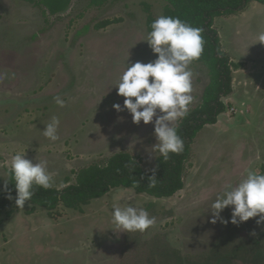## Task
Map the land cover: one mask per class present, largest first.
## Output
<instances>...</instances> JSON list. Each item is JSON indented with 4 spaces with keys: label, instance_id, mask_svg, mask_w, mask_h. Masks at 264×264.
<instances>
[{
    "label": "rangeland",
    "instance_id": "374dc122",
    "mask_svg": "<svg viewBox=\"0 0 264 264\" xmlns=\"http://www.w3.org/2000/svg\"><path fill=\"white\" fill-rule=\"evenodd\" d=\"M91 1L72 0L51 14L44 4L0 0V75L6 74L0 79V188L16 153L25 152L33 163L46 161L52 187L59 189L76 182V170L119 151L141 156L145 170L157 165L154 123L135 124L126 109L113 108L125 99L114 85L128 64L158 57L146 41L147 17L162 16L166 1ZM107 18L120 21L95 28ZM214 25L223 49L242 65L233 71V92L223 97L227 110L192 144L184 188L158 198L117 187L84 211L60 204L54 215L40 205L29 214L33 204L26 201L0 220V264H164L159 254L165 248L202 260L254 238L264 248L258 217L233 224L229 206L220 213L227 223L211 222L217 194L236 186L248 170L264 174V43L257 41L264 33V3L252 0L238 12L217 16ZM189 68L191 109L202 103L210 73L202 62ZM57 95L64 107L56 104ZM53 117L60 121L56 141L43 135ZM129 204L146 209L155 224L143 233L114 230V206Z\"/></svg>",
    "mask_w": 264,
    "mask_h": 264
},
{
    "label": "trees",
    "instance_id": "16d2710c",
    "mask_svg": "<svg viewBox=\"0 0 264 264\" xmlns=\"http://www.w3.org/2000/svg\"><path fill=\"white\" fill-rule=\"evenodd\" d=\"M36 6L46 5L51 14H59L66 10L72 0H25ZM163 16L179 17L192 27L202 29L204 50L195 62H202L209 68L210 82L203 93L200 105L189 109L186 117L178 123V135L184 141L181 153H170L169 159L164 160L159 154L157 165L153 169L156 175L155 187H149V176L153 170H145L142 157L129 151H119L107 157L104 161L94 162L75 171L76 182L64 188L51 187L44 189L34 186V195L30 199L33 204L27 212L29 214L40 205L51 215L60 204L80 211L95 198H99L117 187L133 188L137 193H147L158 198L176 195L185 186L186 164L191 156L192 144L207 124L218 122L219 115L225 112L228 104L223 97L233 92V71L242 64L231 59V56L221 45L218 29L214 19L220 15H227L246 8L252 0H165ZM264 3V0H256ZM105 0H92V4H103ZM149 10V8L147 7ZM150 11V10H149ZM156 17L148 12L147 26L151 31V24ZM118 18H107L96 25V29L105 28L119 22ZM88 27H86L87 29ZM7 188H0V220L3 215L11 216L15 212V181L10 170L8 172ZM11 195L12 199H9ZM153 204L148 205L151 207ZM11 206V207H10ZM10 207V208H9ZM160 258L173 259L172 264H233L242 261L247 264H263L264 248L259 238H254L250 245H240L225 252L214 251L202 260L185 258L178 250L165 248ZM164 264L169 263V259ZM171 264V262L169 263Z\"/></svg>",
    "mask_w": 264,
    "mask_h": 264
},
{
    "label": "clouds",
    "instance_id": "9594fccd",
    "mask_svg": "<svg viewBox=\"0 0 264 264\" xmlns=\"http://www.w3.org/2000/svg\"><path fill=\"white\" fill-rule=\"evenodd\" d=\"M201 33V28L192 27L179 17L159 16L152 22L146 39L152 52L158 54V57L148 63L137 61L131 66L128 64L114 85L117 87V94L125 99L123 106L115 103L113 108L118 112L126 109L135 124L141 121L144 124L154 123L157 142L153 149L164 160L169 159L170 153L179 154L184 149V141L177 131L179 125L175 122L188 115L189 105L193 101L192 72L189 65L203 53L204 39ZM257 41L264 43V33L259 34ZM4 75H0V79ZM54 99L58 106H65V101L59 95ZM59 123V119L53 117L43 129V135L56 141L59 138ZM10 173L15 181V204L19 208L30 201L34 195V186L44 189L52 187V175L47 170V162L33 163L25 158V152L16 153L11 158ZM148 178L149 187H155V170ZM8 198L12 199L11 195ZM229 206H233V224L246 222L254 217H258V225L264 222V174L248 170L246 177L236 186L227 185L222 193L217 194L211 204V222L215 223L220 219L227 223L220 213ZM155 222V217H150L144 208L131 204L123 208L114 206L112 223L116 231L143 233Z\"/></svg>",
    "mask_w": 264,
    "mask_h": 264
}]
</instances>
